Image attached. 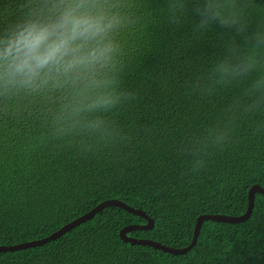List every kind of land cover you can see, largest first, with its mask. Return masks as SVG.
Returning <instances> with one entry per match:
<instances>
[{"label":"trees","instance_id":"obj_1","mask_svg":"<svg viewBox=\"0 0 264 264\" xmlns=\"http://www.w3.org/2000/svg\"><path fill=\"white\" fill-rule=\"evenodd\" d=\"M188 0H129L115 107L99 121L57 135L56 96L0 99V246L50 236L98 204L143 210L150 230L128 233L163 245L191 244L203 214L243 215L264 188V104L255 73L218 83L226 46L264 27V0H251L247 33L193 32ZM147 220L110 206L61 237L0 252V264H264V195L250 218L204 221L196 244L175 255L127 243L120 231Z\"/></svg>","mask_w":264,"mask_h":264},{"label":"clouds","instance_id":"obj_2","mask_svg":"<svg viewBox=\"0 0 264 264\" xmlns=\"http://www.w3.org/2000/svg\"><path fill=\"white\" fill-rule=\"evenodd\" d=\"M193 32L213 26L247 33L251 0H188ZM132 22L129 0H0V99L56 96L54 134L87 124L116 106L120 33ZM218 83L255 73L256 105L264 104V27L241 46L230 43L215 63Z\"/></svg>","mask_w":264,"mask_h":264},{"label":"water","instance_id":"obj_3","mask_svg":"<svg viewBox=\"0 0 264 264\" xmlns=\"http://www.w3.org/2000/svg\"><path fill=\"white\" fill-rule=\"evenodd\" d=\"M256 193H260L264 195V188L259 185H254L250 191H249V204L247 211L240 216H229L224 214H203L198 217V220L196 222L195 231H194V237L191 242V244L184 248H174L170 246L163 245L160 242L153 241L151 239H143V238H135L132 236H129L128 233L134 230H150L154 227V220L143 210L133 208L126 203L112 199L104 201L100 204H98L95 208L90 210L89 212L85 213L84 215L76 218L75 220L69 222L68 224L64 225L62 228L51 234L50 236H47L42 239L33 240L29 242H23L20 244L15 245H1L0 246V252H6V251H16V250H22L27 248H32L35 246H40L45 244L48 241L55 240L59 237H61L63 234L69 232L76 226L80 225L81 223H84L90 219H92L96 214L101 212L107 207L110 206H116L119 208H122L130 213L136 214L138 216H141L147 220V223L145 225H128L125 226L120 231V236L123 241L131 244H138V245H144V246H150L153 248H157L160 250H163L165 252H168L170 254L175 255H181L188 252L197 242L199 233L201 231V227L204 221L211 220L214 222H223V223H240L248 220L253 212L254 206H255V196Z\"/></svg>","mask_w":264,"mask_h":264}]
</instances>
